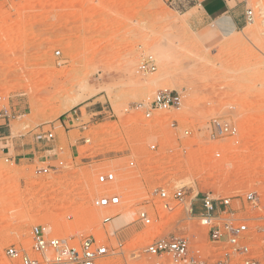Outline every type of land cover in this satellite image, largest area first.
<instances>
[{
  "label": "rangeland",
  "instance_id": "obj_1",
  "mask_svg": "<svg viewBox=\"0 0 264 264\" xmlns=\"http://www.w3.org/2000/svg\"><path fill=\"white\" fill-rule=\"evenodd\" d=\"M196 2L0 0V127L25 146L62 147L45 163L36 157L6 161L0 152V264H18L4 248L29 250L34 225L72 242L93 237L106 244L110 253L97 264H177L168 255L143 252L168 234L188 237L214 262L227 244L213 242L199 213L189 212L205 194L229 197L237 215L250 217L246 240L261 255L264 0H247L253 20L226 32L191 26ZM148 54L156 69L139 71ZM164 88L182 93L179 106L155 110L150 118L133 108L148 106ZM73 109L90 119L88 128L63 123ZM214 118L234 124L237 133L210 138L207 124ZM48 132L54 138L46 139ZM57 160L63 163L56 170L37 173ZM109 170L115 174L110 191L120 203L112 207L117 215L103 223L92 201L107 187L97 175ZM161 187L170 193L182 187L186 201L164 209L156 193ZM249 191L256 193L255 207L244 200ZM141 209L151 224L137 220Z\"/></svg>",
  "mask_w": 264,
  "mask_h": 264
},
{
  "label": "built area",
  "instance_id": "obj_2",
  "mask_svg": "<svg viewBox=\"0 0 264 264\" xmlns=\"http://www.w3.org/2000/svg\"><path fill=\"white\" fill-rule=\"evenodd\" d=\"M246 21L253 20L252 9L247 8L245 11ZM59 50H55L58 55ZM156 69V63L153 55L148 54L141 58L138 63V70L142 72H152ZM183 95L180 91L172 89H158L149 105L140 103L133 107L141 109L145 118H150L153 111L169 110L177 107L182 102ZM73 109V112L66 114L63 123L70 122L71 125L78 121L77 126L85 130L89 127L90 119L82 120L80 109ZM174 126V121L171 122ZM209 136L212 139L225 135L233 136L237 133V127L234 124L220 121L217 118L210 120L207 124ZM184 130V134H188ZM46 139L54 138L52 132L45 134ZM85 143L89 142V137L83 136ZM150 149H155L156 144L149 145ZM11 157H6L9 161ZM61 160L56 164L38 167V174H44L51 169L56 170L62 165ZM133 162H130L132 165ZM99 184L106 185L103 194L94 197L92 204L96 208H108L109 211H103L102 222L107 223L117 215L112 207L119 205L120 197L117 193L109 191L115 181V174L111 170L100 173L96 177ZM159 198L164 201L162 206L166 210L172 209V201L177 204H183L186 201V194L182 187L175 188L171 193L166 188H158L156 191ZM244 200L249 202L252 207L257 206V196L254 191L245 193ZM189 212L199 213L202 224L208 226V233L213 242L227 244L219 259L211 261L199 247H193L191 241L186 236L181 235H161L151 240L144 248L143 252L152 257H162L168 255L173 262L177 264H264V248L261 255H255L256 250L252 249L250 243L246 240L250 229L248 216H239L231 206L229 197L214 199L208 194L203 195L197 204H189ZM137 220L149 225L153 222L152 216L145 209L137 211ZM120 244V243H119ZM264 245V237L262 239ZM110 247L97 241L93 237H82L75 242L72 239L57 237L50 232V228L43 225H34L30 229L29 250H25L15 244H9L4 248L6 257L18 264H97L104 256L109 255ZM238 260V263L236 261Z\"/></svg>",
  "mask_w": 264,
  "mask_h": 264
},
{
  "label": "crops",
  "instance_id": "obj_3",
  "mask_svg": "<svg viewBox=\"0 0 264 264\" xmlns=\"http://www.w3.org/2000/svg\"><path fill=\"white\" fill-rule=\"evenodd\" d=\"M195 7L197 12L191 14L193 18L190 20L193 27L211 25L220 32H226L237 31L247 23V0H197ZM5 132L6 130L0 127V152L8 157H18L19 160L36 157L40 163H45L52 161L48 160L47 156H55L57 151H62L59 142L40 145L30 141V146H25L21 138ZM30 155L32 157H29Z\"/></svg>",
  "mask_w": 264,
  "mask_h": 264
},
{
  "label": "bare ground",
  "instance_id": "obj_4",
  "mask_svg": "<svg viewBox=\"0 0 264 264\" xmlns=\"http://www.w3.org/2000/svg\"><path fill=\"white\" fill-rule=\"evenodd\" d=\"M3 20H4V18H3ZM252 33H253V30H249V34H252ZM177 42H178V41H177ZM155 50H156V49H155ZM161 50H162V49H159V50L157 49L156 52H157L158 54H159V53L162 54L163 52H161ZM162 51H163V50H162ZM163 54H164V53H163ZM163 54H162V55H163ZM219 61H220V60H219ZM216 63H217V61H216ZM219 63H220V62H219ZM260 84H261V83H260ZM162 111L164 112V111H168V110H162ZM162 111H161V113H162ZM162 114H163V113H162ZM111 172H114V171H111ZM126 180H127V179H126ZM100 187H101V186H100ZM101 188H103V187H101ZM109 191H110V190H109ZM160 203H161V202H160ZM160 206H161V205H160ZM160 206H159V207H160ZM109 210H110V209H108V208H102V209H101V212H103V211H109ZM113 212L115 213V210H114ZM113 217H114V216H113ZM62 221H63V220H61L60 222H62ZM56 236H57V237H61V235H57V234H56Z\"/></svg>",
  "mask_w": 264,
  "mask_h": 264
}]
</instances>
